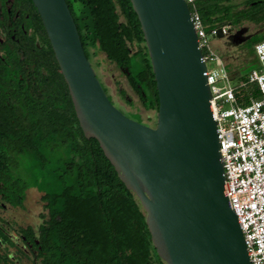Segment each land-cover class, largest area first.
<instances>
[{
    "label": "water",
    "instance_id": "water-1",
    "mask_svg": "<svg viewBox=\"0 0 264 264\" xmlns=\"http://www.w3.org/2000/svg\"><path fill=\"white\" fill-rule=\"evenodd\" d=\"M32 2L83 135L97 140L139 200L161 259L166 264H251L225 195L206 67L186 1L130 0L156 83L153 126L126 116L109 99L84 52L66 0ZM246 30L238 28L225 41L239 46L262 28ZM217 37H223L221 29Z\"/></svg>",
    "mask_w": 264,
    "mask_h": 264
},
{
    "label": "trees",
    "instance_id": "trees-1",
    "mask_svg": "<svg viewBox=\"0 0 264 264\" xmlns=\"http://www.w3.org/2000/svg\"><path fill=\"white\" fill-rule=\"evenodd\" d=\"M252 1L256 8L249 6ZM66 2L87 58L104 53L123 72L142 106L157 111L154 74L130 0ZM197 6L209 28L229 24L224 14H232L233 8L235 26L245 19L264 20V0H245L243 8L235 0H200ZM263 38L249 43L253 56V45ZM43 64L46 73L38 67L30 86L20 88L14 106L0 116V184L18 195L17 203L28 188L42 193L47 218L39 233L46 264H166L151 241L139 200L97 140L83 135L49 43ZM244 78L234 89L241 105L261 96L256 83L249 94L240 90L254 83Z\"/></svg>",
    "mask_w": 264,
    "mask_h": 264
},
{
    "label": "built area",
    "instance_id": "built-area-1",
    "mask_svg": "<svg viewBox=\"0 0 264 264\" xmlns=\"http://www.w3.org/2000/svg\"><path fill=\"white\" fill-rule=\"evenodd\" d=\"M185 1L206 67L225 195L237 216L251 264H264V38L253 45L256 66L247 73V80L257 84L261 96L238 104L234 89L239 84L233 83L225 58L213 45L220 39L217 30L221 29L224 38L231 25L206 29L197 6L200 0ZM211 62L218 64L209 67Z\"/></svg>",
    "mask_w": 264,
    "mask_h": 264
},
{
    "label": "flooded vegetation",
    "instance_id": "flooded-vegetation-1",
    "mask_svg": "<svg viewBox=\"0 0 264 264\" xmlns=\"http://www.w3.org/2000/svg\"><path fill=\"white\" fill-rule=\"evenodd\" d=\"M239 8L246 7L245 0H235ZM255 1L250 7H255ZM253 8L252 11H257ZM240 27L246 32L264 30V20L242 22L229 29L227 35ZM253 37V36H252ZM252 37L245 43L252 41ZM47 33L32 0H0V116L14 106L15 93L30 86L36 70L46 73L48 54ZM51 47V45H50ZM52 50V48H51ZM53 52V50H52ZM54 54V53H53ZM125 96L124 91L119 90ZM130 103L129 99L125 100ZM34 190V204L38 211L30 218L26 204L28 191ZM18 195L0 184V264H46V247L40 239L39 227L46 220L47 210L42 193L35 188L24 191L21 203Z\"/></svg>",
    "mask_w": 264,
    "mask_h": 264
},
{
    "label": "rangeland",
    "instance_id": "rangeland-1",
    "mask_svg": "<svg viewBox=\"0 0 264 264\" xmlns=\"http://www.w3.org/2000/svg\"><path fill=\"white\" fill-rule=\"evenodd\" d=\"M233 8L232 14L227 13L224 14V17L232 27H235L233 14L236 12ZM209 26L206 25V29ZM256 36H264V30L258 32L252 37V41L255 40ZM250 44L252 42H249ZM241 44L239 46H233L230 43L225 41V38H220L213 41L214 47L217 49L219 53L225 58V62H227V67L231 71V76H235L238 74L239 70L242 72V77L237 80H234L233 83L242 82L247 75L248 71L256 66L254 61V56L252 52L248 50L250 44ZM249 45V46H248ZM93 52V50L91 49ZM91 65L93 66L95 73L100 80L106 94L112 103L121 110L126 116L140 121L144 124L153 126L155 124L156 111L154 110H146L141 102L137 94L131 89L128 85L126 78L123 72L118 69L114 63L110 62L104 53L100 51L93 52L91 58H89ZM217 62H211L209 67H216ZM136 69L133 68V74H135ZM255 83H251L240 87V90L244 94H249L250 89L253 88ZM119 90L124 91L125 96ZM126 99L130 100V103H126ZM137 113V114H136ZM35 193L33 189L28 191V198L26 200V204L30 209V218L35 219L33 215L38 211V206L34 204Z\"/></svg>",
    "mask_w": 264,
    "mask_h": 264
},
{
    "label": "crops",
    "instance_id": "crops-1",
    "mask_svg": "<svg viewBox=\"0 0 264 264\" xmlns=\"http://www.w3.org/2000/svg\"><path fill=\"white\" fill-rule=\"evenodd\" d=\"M241 74H242V73H241V72H239L237 75H235V76H232V77H231V79H233V80H235V79H236V80H237Z\"/></svg>",
    "mask_w": 264,
    "mask_h": 264
}]
</instances>
